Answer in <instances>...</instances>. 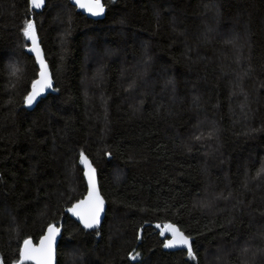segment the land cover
Masks as SVG:
<instances>
[{"label": "trees", "instance_id": "1", "mask_svg": "<svg viewBox=\"0 0 264 264\" xmlns=\"http://www.w3.org/2000/svg\"><path fill=\"white\" fill-rule=\"evenodd\" d=\"M101 1L93 20L69 0H0L3 264L49 223L63 229L57 264H208L220 248L264 264V0ZM32 16L57 92L28 110ZM81 152L108 204L92 230L66 213L87 191ZM206 190L226 200L216 213L197 204ZM168 223L194 258L163 247Z\"/></svg>", "mask_w": 264, "mask_h": 264}, {"label": "snow or ice", "instance_id": "2", "mask_svg": "<svg viewBox=\"0 0 264 264\" xmlns=\"http://www.w3.org/2000/svg\"><path fill=\"white\" fill-rule=\"evenodd\" d=\"M29 6L34 9H40L44 6L45 0H27ZM111 2V0H110ZM73 6L85 9L93 16H101L105 12V5L101 0H73ZM23 36L31 41L32 47L30 52L36 54L35 59L39 63L40 70L37 73V78L30 83V90L23 98L25 105H32L38 96H40L45 89L51 88V78L46 71V65L42 58V52L37 43V37L35 34V22L33 19H26L21 28ZM11 69V75L15 76L19 71L15 65H9ZM111 155V153H108ZM80 160L85 164L84 175L88 178V197L84 201H78L73 204L69 209L79 219V222L83 225L84 229H96L100 223L101 213L104 211V199L100 196L95 185V168L87 160V157L83 152L79 154ZM264 172V169H261ZM261 173L258 172L257 176ZM159 227V225L157 226ZM166 231L172 234L173 239L166 240L163 243L165 248H173L176 246H183L187 250V255L190 258H194L195 254L192 249L191 238L184 235L175 225L169 223L166 226ZM60 232V228L54 223H49L45 235L40 238V244L33 246L31 239L26 238L23 240L22 246L19 248V260L14 261L13 264H23V261L34 260L36 264H52L54 255V242L57 234ZM96 235H99V231H96ZM163 235V233H161ZM130 259H138L139 253L135 256L130 254ZM0 264H3V258L0 257Z\"/></svg>", "mask_w": 264, "mask_h": 264}, {"label": "water", "instance_id": "3", "mask_svg": "<svg viewBox=\"0 0 264 264\" xmlns=\"http://www.w3.org/2000/svg\"><path fill=\"white\" fill-rule=\"evenodd\" d=\"M70 1V3L73 5V0H69ZM102 2V1H101ZM103 3V2H102ZM76 8H78V10H80L85 16H87L88 18H90V19H93V20H101V19H104L105 18V16H106V7H105V12H104V14L103 15H101V16H93V15H91L90 13H88L85 9H82V8H79V7H76ZM34 9V8H33ZM42 8H40V9H34L36 12H39L40 10H41ZM31 19H33L34 20V17L32 16V18ZM35 34H36V37H37V43H38V45H39V48H40V50H41V52H42V58H43V60H44V62H45V65H46V71H47V73L49 74V76H50V78H51V84H52V87L51 88H47V89H45V91L40 95V96H38L37 97V99H36V101L32 104V105H25V107L28 109V110H33V109H35L36 108V106L43 100V99H45L49 94H51V93H56L57 92V90H56V83H55V80H54V77H53V74H52V71H51V68H50V64H49V62H48V60L46 59V55H45V51H44V49H43V46H42V43H41V38H40V36H39V34H38V32H37V30H36V28H35ZM28 41V45L26 46V50H27V52H28V54L30 55V56H32L33 58H34V60H35V63H36V66H37V69H38V72H39V70H40V66H39V63L36 61V59H35V56H36V54L34 53V52H30V48L32 47V45H31V41L30 40H27ZM37 78V77H36ZM35 78V79H36ZM84 155L87 157V160L91 163V165H92V167L93 168H95V174H94V178H95V185H96V188H97V190H98V192H99V194H100V196L101 197H103V199H104V211L101 213V216H100V223H99V225L97 226V228L98 227H100L101 225H102V223H103V221H104V219H105V216H106V211H107V208H108V204H107V200L105 199V197L103 196V194H102V192H101V188H100V183H99V176H98V170H97V167L95 166V164L93 163V161L91 160V158L86 154V153H84ZM78 163H79V165H80V167H81V169H82V171H83V177H84V180H85V183H86V187H87V191H86V194L82 197V198H80L79 200H77L76 202H74L73 204H75V203H77L78 201H84V200H86L87 199V197H88V193H89V188H88V178H87V176H85L84 175V170H85V164H83L82 162H81V160H80V156H79V159H78ZM72 204V205H73ZM72 205L71 206H69L68 208H66V213L71 217V218H73L75 221H77L82 227H83V225L79 222V219H78V217L76 216V215H74L71 211H69V209L72 207ZM169 224V223H168ZM167 224V225H168ZM171 224H173V225H175L176 226V228H178L179 230H180V232H182L184 235H186V236H188L184 231H182L176 224H174V223H171ZM57 227H59L60 228V232L57 234V236H56V239H55V242H54V245H53V248H54V255H53V261H52V264H57V249H58V246H59V242H60V240H61V238H62V233H63V229H62V226L61 225H57V224H55ZM159 224H157L156 225V227L158 226ZM167 225H164V226H160L159 225V227H157L165 236H167L168 237V239L167 240H169V239H173V237H172V234L170 233V232H168V231H166V226ZM47 229V228H46ZM87 230H92V229H87ZM45 232H46V230H45ZM45 235V233L42 235V236H44ZM41 236V237H42ZM190 237V236H189ZM191 238V237H190ZM31 239V238H30ZM31 242H32V245L33 246H38L39 244H40V239L37 241V242H35L33 239H31ZM191 244H192V246H193V239L191 238ZM168 250H171V251H177V250H186L183 246H176V247H173V248H167ZM27 261H29V262H33L34 264H36V261H34V260H26V261H23V262H27Z\"/></svg>", "mask_w": 264, "mask_h": 264}, {"label": "rangeland", "instance_id": "4", "mask_svg": "<svg viewBox=\"0 0 264 264\" xmlns=\"http://www.w3.org/2000/svg\"><path fill=\"white\" fill-rule=\"evenodd\" d=\"M24 39V47L26 48V46L28 45V41L27 39L23 36ZM208 124L212 126V122H208ZM225 200L222 198V195H218L216 192H212L211 190H206V192H204L203 197H201L200 199L197 200V204L199 205V207L202 208L203 211H205L208 214H213L218 212V203L220 202L222 204V201ZM226 201V200H225ZM244 250V255L251 256L255 251L256 248L254 247L253 244L250 245H246L243 247ZM234 250H230V252H233ZM229 256V251L227 250V248H220L218 250V252H212L211 254L208 255V264H229V262L227 261Z\"/></svg>", "mask_w": 264, "mask_h": 264}]
</instances>
